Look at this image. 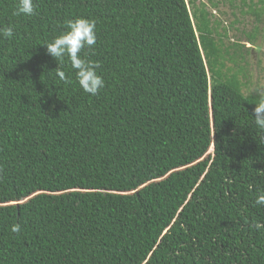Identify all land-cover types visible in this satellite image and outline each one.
Here are the masks:
<instances>
[{
	"label": "trees",
	"instance_id": "16d2710c",
	"mask_svg": "<svg viewBox=\"0 0 264 264\" xmlns=\"http://www.w3.org/2000/svg\"><path fill=\"white\" fill-rule=\"evenodd\" d=\"M34 4L15 15L17 0H0V27L14 29L0 37V264H264L252 115L264 96L221 70L210 13L192 17L186 0ZM77 17L96 21L80 53L105 81L95 96L67 57L60 80L43 45Z\"/></svg>",
	"mask_w": 264,
	"mask_h": 264
},
{
	"label": "rangeland",
	"instance_id": "374dc122",
	"mask_svg": "<svg viewBox=\"0 0 264 264\" xmlns=\"http://www.w3.org/2000/svg\"><path fill=\"white\" fill-rule=\"evenodd\" d=\"M186 2L192 17L194 7H204L210 13L208 18L214 29V38L221 37L224 62L221 70L226 68L228 75L236 73L244 93L258 92L264 96V18L256 23L252 13L261 10L264 15V0H193V5L189 0ZM255 24L259 31L253 42L246 35L253 31ZM232 43L250 47L251 50L246 52L241 47L234 52ZM224 48L227 52H223Z\"/></svg>",
	"mask_w": 264,
	"mask_h": 264
},
{
	"label": "clouds",
	"instance_id": "9594fccd",
	"mask_svg": "<svg viewBox=\"0 0 264 264\" xmlns=\"http://www.w3.org/2000/svg\"><path fill=\"white\" fill-rule=\"evenodd\" d=\"M15 15L32 16L36 14L34 0H17ZM14 35L12 26L0 27V37L11 39ZM96 21L86 17H77L69 20L67 30L61 32L46 45L47 53L58 61L56 75L65 83H71V76L62 69L64 58L71 62L72 69L75 70V78L81 89L90 95H97L105 86L103 77L98 74V64L90 59L82 57L81 51L92 49L96 44ZM254 123L258 129L264 131V97H262L252 110ZM255 204L264 206V192L258 193ZM257 230L264 229V223L255 224ZM11 231L18 233L20 225L14 224Z\"/></svg>",
	"mask_w": 264,
	"mask_h": 264
}]
</instances>
